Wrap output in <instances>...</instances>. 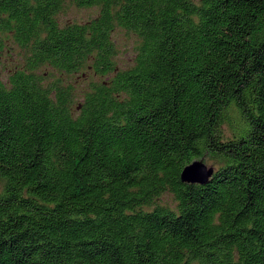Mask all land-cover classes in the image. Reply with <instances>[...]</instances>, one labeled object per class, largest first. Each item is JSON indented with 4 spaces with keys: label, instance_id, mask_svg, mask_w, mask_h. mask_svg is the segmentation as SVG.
Wrapping results in <instances>:
<instances>
[{
    "label": "trees",
    "instance_id": "obj_1",
    "mask_svg": "<svg viewBox=\"0 0 264 264\" xmlns=\"http://www.w3.org/2000/svg\"><path fill=\"white\" fill-rule=\"evenodd\" d=\"M0 264H264V0H0Z\"/></svg>",
    "mask_w": 264,
    "mask_h": 264
},
{
    "label": "rangeland",
    "instance_id": "obj_2",
    "mask_svg": "<svg viewBox=\"0 0 264 264\" xmlns=\"http://www.w3.org/2000/svg\"><path fill=\"white\" fill-rule=\"evenodd\" d=\"M99 12L98 8L83 9L68 3L67 10L60 15V21L62 24L69 22L85 23L96 18L99 15ZM115 40L118 46V55L116 57L117 64L120 68H128L134 63L136 58L139 39L131 33L118 30L115 34ZM3 61L6 66V69L3 70L4 73L13 70V68L18 66L21 62L19 51L17 49L9 50L3 57ZM93 76L92 72L83 71L74 76H64L63 80L67 84L74 85L75 88L78 89V93L81 94L78 98L79 101H81L83 98V91L88 90L90 83L93 80ZM224 129L227 133H230V128L228 126H225ZM199 161L205 164L208 168L215 167L208 156H205ZM161 203L170 207L176 206V201L170 194L164 195L161 199Z\"/></svg>",
    "mask_w": 264,
    "mask_h": 264
},
{
    "label": "water",
    "instance_id": "obj_3",
    "mask_svg": "<svg viewBox=\"0 0 264 264\" xmlns=\"http://www.w3.org/2000/svg\"><path fill=\"white\" fill-rule=\"evenodd\" d=\"M213 174V168H208L201 161H195L184 169L181 178L185 184H207Z\"/></svg>",
    "mask_w": 264,
    "mask_h": 264
}]
</instances>
